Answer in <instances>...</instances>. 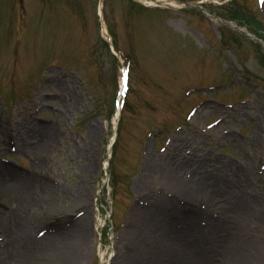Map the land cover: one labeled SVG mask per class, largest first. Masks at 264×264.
Segmentation results:
<instances>
[{
	"label": "rangeland",
	"instance_id": "374dc122",
	"mask_svg": "<svg viewBox=\"0 0 264 264\" xmlns=\"http://www.w3.org/2000/svg\"><path fill=\"white\" fill-rule=\"evenodd\" d=\"M173 1L0 0V223L36 251L80 222L81 264H135L211 209L264 228V0Z\"/></svg>",
	"mask_w": 264,
	"mask_h": 264
},
{
	"label": "bare ground",
	"instance_id": "6f19581e",
	"mask_svg": "<svg viewBox=\"0 0 264 264\" xmlns=\"http://www.w3.org/2000/svg\"><path fill=\"white\" fill-rule=\"evenodd\" d=\"M148 1L152 2V4H157V1L163 3L169 2L168 4L177 6V2L173 0ZM106 31L108 30L104 25V32L106 33ZM39 166H41L40 162L37 163L36 167L38 168ZM170 172L174 174L173 170ZM24 180L28 179L25 178ZM168 180L176 183L175 178H168ZM176 184L183 189L187 188L186 183ZM27 185V181L21 180V182L12 185V187L15 186L16 191H14L11 186V189L9 188L8 190L17 193V195H26L25 188ZM181 191L184 194L185 190ZM53 208L58 209V207ZM219 210L216 209L212 211L211 209V213L217 212V217L211 214V218L206 217L204 220H199L196 225L197 227L193 229V231L191 228H188V224H190V221H187L190 219L189 216L184 215L182 217V214L179 213V215H177V217H181L179 224L187 222L183 225L182 229L178 230V228H176L177 234L174 240H166V233L173 230V226L176 225L172 223L174 221H170L169 224L161 229V232L158 234L156 233L153 243L143 249V252L138 256L136 264L144 258L146 259L143 264H264V228H246V217L236 214L230 215L225 213L224 210ZM243 213L245 216V212ZM202 224L206 225L202 226ZM0 225H2L0 228H4L3 230L5 232L3 235L5 247H1L4 249L0 248L1 264H48L47 262L52 260V254L54 253L55 255L60 249L61 251L59 254L63 259V264H81L84 259L83 250L81 248L85 244L84 238L86 237L85 232L87 231L84 230V222H82V224L81 222L79 224L76 223L77 226H74V235H72V233V236H70V234L65 235L67 236L65 238L71 240L66 245L61 244L60 247L65 249H52V247L50 248V246H53L52 244L45 249L43 245L42 249L37 251L33 248V245H31V238L27 232L25 233V228L21 227L15 229L11 233V231H8L4 227V225H6L5 223L4 225L0 223ZM176 226L178 227V225ZM18 230H22L24 235L14 238ZM227 232L228 234L230 233V236L225 240V237L228 235ZM191 233L193 234L188 237ZM65 241L63 243H66ZM16 245L21 246L15 248ZM193 249H196L195 253H191ZM159 250L161 253L160 256H158ZM214 259L217 260L214 261Z\"/></svg>",
	"mask_w": 264,
	"mask_h": 264
}]
</instances>
